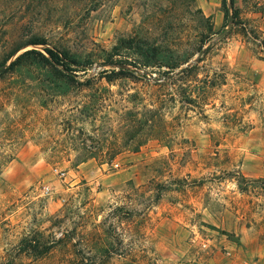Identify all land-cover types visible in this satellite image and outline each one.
I'll list each match as a JSON object with an SVG mask.
<instances>
[{
    "label": "rangeland",
    "instance_id": "1",
    "mask_svg": "<svg viewBox=\"0 0 264 264\" xmlns=\"http://www.w3.org/2000/svg\"><path fill=\"white\" fill-rule=\"evenodd\" d=\"M257 31L264 0H0V264H264Z\"/></svg>",
    "mask_w": 264,
    "mask_h": 264
},
{
    "label": "trees",
    "instance_id": "2",
    "mask_svg": "<svg viewBox=\"0 0 264 264\" xmlns=\"http://www.w3.org/2000/svg\"><path fill=\"white\" fill-rule=\"evenodd\" d=\"M254 33V34H253ZM252 36V39H254L257 42V53L260 57L261 60H264V33L257 31V32H251L249 33ZM244 36L247 37V34L244 33ZM27 45H45V42L43 40H39L37 38L33 39L31 42H29V44ZM23 47V46H22ZM18 48L16 49L14 52H12V54H10V56L8 57V59H11L12 57H14V55L22 48ZM146 58L148 59V63H152L154 61V63H156L155 61L158 60V51L156 48H152V47H146ZM46 52L49 54L50 58H56L58 55L56 53H54L53 50H49L47 49ZM29 55H35L37 57H39V63L42 64H50V59L46 56H44L43 54L32 50L29 52H26L24 54H22L21 56H19L14 62H12L10 69L15 68L16 66L20 65L22 60ZM61 55L65 58H68V52L66 50H61ZM4 64L2 66H0V68H3ZM173 68V67H172ZM196 69V66L190 67L188 68L182 76H188L190 75L194 70ZM125 75L124 71H112L111 73H107L105 74L102 79H104L106 81L107 84H112L113 82H115L117 79L123 78ZM243 179V178H242ZM243 181H245V179H243ZM20 247V251L22 253H25L26 255H32L35 253H39V246H38V242L36 240H29V241H23L22 244L19 246ZM44 253H47L49 251V247H47L44 244ZM43 253H40V255Z\"/></svg>",
    "mask_w": 264,
    "mask_h": 264
}]
</instances>
